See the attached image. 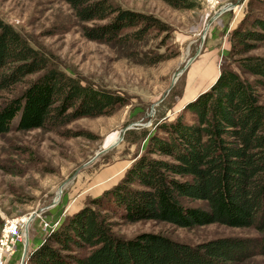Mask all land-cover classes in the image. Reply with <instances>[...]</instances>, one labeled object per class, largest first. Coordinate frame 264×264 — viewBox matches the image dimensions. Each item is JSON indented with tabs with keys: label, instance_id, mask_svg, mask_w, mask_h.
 <instances>
[{
	"label": "trees",
	"instance_id": "1",
	"mask_svg": "<svg viewBox=\"0 0 264 264\" xmlns=\"http://www.w3.org/2000/svg\"><path fill=\"white\" fill-rule=\"evenodd\" d=\"M62 1L86 40L125 48L138 64L165 60L138 50L151 30L166 31L153 16L113 0ZM161 1L188 11L201 3ZM263 43L264 0H246L216 80L176 117L141 130V154L118 182L60 219L27 250L25 264H243L264 256V56L250 55ZM18 86L23 87L0 105V136L12 129L55 130L81 118L110 116L126 105L122 96L61 71L0 19V92ZM119 221L168 222L187 230L219 224L252 228L258 237L196 245L154 233L123 239L113 233Z\"/></svg>",
	"mask_w": 264,
	"mask_h": 264
},
{
	"label": "rangeland",
	"instance_id": "2",
	"mask_svg": "<svg viewBox=\"0 0 264 264\" xmlns=\"http://www.w3.org/2000/svg\"><path fill=\"white\" fill-rule=\"evenodd\" d=\"M113 1L123 9L153 16L166 26L164 32L151 30L138 47L143 57L162 55L164 61L138 64L125 48L86 40L81 35V24L62 0H0V19L49 56L61 71L126 101L110 116L81 118L55 130L12 129L0 136V236L7 221L24 222L17 228V245L22 248L13 264H21L26 239L30 251L37 240L47 235L45 223L52 225L72 215L118 182L141 154V130L173 119L210 87L219 75L229 49V33L240 21L246 2L241 0L234 9L223 12L229 26L217 22L220 36L211 39L214 25L206 26L218 8L202 0L200 8L189 11L174 10L161 0ZM250 55L264 56V43ZM231 69L235 70L233 66ZM22 87L0 92V105ZM260 103L264 105V90ZM152 108L153 115L148 120ZM132 124L122 137V131ZM116 141L119 142L109 148ZM113 233L123 239L142 233L163 234L188 245L224 237H258L252 228L211 224L187 230L155 221H119ZM243 264H264V256L257 255Z\"/></svg>",
	"mask_w": 264,
	"mask_h": 264
},
{
	"label": "built area",
	"instance_id": "3",
	"mask_svg": "<svg viewBox=\"0 0 264 264\" xmlns=\"http://www.w3.org/2000/svg\"><path fill=\"white\" fill-rule=\"evenodd\" d=\"M206 4H208L211 8L217 9L218 11H230L232 7L229 5H222L224 0H202ZM216 10V12H218ZM222 12V13H223ZM24 224L23 221L12 220L7 221L4 225V228L1 232L0 236V264H6V260L15 253L16 245L18 241H20V236L17 235L18 225ZM58 222L55 224H47L45 223V230L53 229L56 227ZM53 226V227H52Z\"/></svg>",
	"mask_w": 264,
	"mask_h": 264
},
{
	"label": "crops",
	"instance_id": "4",
	"mask_svg": "<svg viewBox=\"0 0 264 264\" xmlns=\"http://www.w3.org/2000/svg\"><path fill=\"white\" fill-rule=\"evenodd\" d=\"M239 2H241V0H224L223 1V4L222 5H229V6H231L232 7V9H234V7H236L238 4H239ZM222 14L223 13H221L217 18H215L214 20H213V22H212V24L214 25L213 27H212V32H211V39H216L217 37H219L220 35V33H221V30L216 26V25H218L217 24V22L219 23V22H222L223 23V25L225 26L226 25V27L228 28V26H229V23L228 22H225L226 20H227V18H226V16L224 15V16H222ZM214 16H215V14H214ZM213 16V17H214ZM219 17H220V19H219ZM220 20V21H219ZM211 24V25H212ZM235 28V27H234ZM40 242V240H37L35 243H34V247L38 244ZM18 246L19 245H17L16 246V249H15V254L13 255V256H10L7 260H6V264H13L12 262L16 259V257H17V255H18ZM17 250V251H16Z\"/></svg>",
	"mask_w": 264,
	"mask_h": 264
},
{
	"label": "water",
	"instance_id": "5",
	"mask_svg": "<svg viewBox=\"0 0 264 264\" xmlns=\"http://www.w3.org/2000/svg\"><path fill=\"white\" fill-rule=\"evenodd\" d=\"M222 12H223V11H218V12H216L215 16L209 20V22H208L206 28H207L208 26H210V25L212 24L213 20H214L215 18H217ZM205 32H206V30H204V34H205ZM202 40H203V36H202ZM182 71H183V69L181 70V72H182ZM179 73H180V72H178L177 74L174 75L173 82H174V80L179 76ZM203 92H204V91H203ZM153 111H154V110H153V108H152L151 111H150V114L148 115V120L151 119V117H152V115H153ZM135 125H136V124H135ZM132 126H134V125L132 124L131 126L126 127V128L122 131V137H123V134L125 133V131L129 130ZM122 137L119 138V141L122 139ZM119 141H116V142H115L114 144H112L109 148L114 147ZM60 195H61V191H59V193H58V197H60ZM55 204H56V202H54L52 205H55ZM33 217H34V216L30 217V218H29V221H31V220L33 219ZM29 221H28V223H29ZM27 247H28V240L26 239V240H25V243H24V245H23V252H22V257H21V264H25V258H26V255H27Z\"/></svg>",
	"mask_w": 264,
	"mask_h": 264
}]
</instances>
